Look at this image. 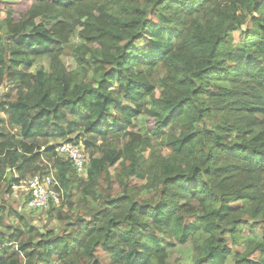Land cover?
Here are the masks:
<instances>
[{
  "label": "trees",
  "instance_id": "trees-1",
  "mask_svg": "<svg viewBox=\"0 0 264 264\" xmlns=\"http://www.w3.org/2000/svg\"><path fill=\"white\" fill-rule=\"evenodd\" d=\"M17 5L0 1V183L50 175L67 213L42 233L10 210L0 264H167L192 241L195 264H264V0Z\"/></svg>",
  "mask_w": 264,
  "mask_h": 264
},
{
  "label": "rangeland",
  "instance_id": "rangeland-1",
  "mask_svg": "<svg viewBox=\"0 0 264 264\" xmlns=\"http://www.w3.org/2000/svg\"><path fill=\"white\" fill-rule=\"evenodd\" d=\"M0 1L13 3L15 5L17 4L20 5L22 3V0H0ZM37 23H42V21L38 19ZM78 43H79V39L77 37V34L75 33L70 38V44L72 47H74L78 45ZM235 47L236 48L241 47L240 43L234 42V48ZM62 59L65 66L68 69H72L75 66V62L72 58V52L70 48L65 50ZM48 66H49L48 58H40L35 62L31 71L35 72L40 69L47 70ZM9 89L10 87L8 85H4L1 88V93L5 94L6 91ZM1 116L2 115L0 114V117ZM145 122H146L145 117L138 118V124H140L142 128L144 127ZM17 186H12L11 190L7 192L6 183H0V217H2V222H0V232L7 233L6 235H8V233L10 232L9 229L17 226L16 219H14L13 217H9L10 210H15L16 212H18L28 221V223L31 226L40 229L42 233H45V231H50V230H53L57 233L60 232L63 228V224L55 219V215L57 211H59V209L63 213H67L66 212L67 209H65L66 207L64 205L66 202V196L68 194H66L64 190L61 192L60 203L58 206L55 207L54 210L48 211V209H45L42 211H29L25 207V200H26L25 195L21 191V189H19ZM142 195L143 198H149L151 196L150 193H143ZM78 199H79V195L76 192V194L71 199L74 206L77 204ZM236 205L245 206L246 203H236ZM240 233L246 235L244 234V232H242V230L240 231ZM225 238H227L228 245L230 247L231 246L233 247L231 243V239H229V236H227V234ZM255 239L256 240L259 239V236L257 234L255 235ZM250 240L251 239L248 238V240H246L240 246L237 247V250L243 251L250 244ZM194 245L195 243L192 241L184 246H174V248L168 249V258L166 261L167 264H195V261L198 259V256L194 253V248H193ZM103 256L105 259H107L104 253ZM53 264H60V263L55 262Z\"/></svg>",
  "mask_w": 264,
  "mask_h": 264
},
{
  "label": "built area",
  "instance_id": "built-area-1",
  "mask_svg": "<svg viewBox=\"0 0 264 264\" xmlns=\"http://www.w3.org/2000/svg\"><path fill=\"white\" fill-rule=\"evenodd\" d=\"M56 153L63 159L69 161L75 173L83 176L86 170V156L80 145L70 142L56 145ZM25 195V206L29 210H44L49 205L58 206L61 192L53 177L35 175L26 178L18 186Z\"/></svg>",
  "mask_w": 264,
  "mask_h": 264
}]
</instances>
